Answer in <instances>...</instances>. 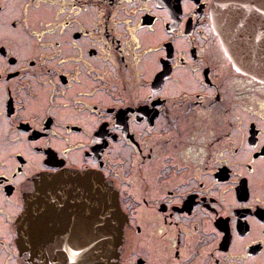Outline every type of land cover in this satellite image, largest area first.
Listing matches in <instances>:
<instances>
[{"label":"flooded vegetation","instance_id":"flooded-vegetation-1","mask_svg":"<svg viewBox=\"0 0 264 264\" xmlns=\"http://www.w3.org/2000/svg\"><path fill=\"white\" fill-rule=\"evenodd\" d=\"M213 1L0 0V264H35L14 223L64 169L116 190L115 263L147 264L153 222L133 185L151 160L177 264H264V83L232 68ZM68 109L90 120L56 114Z\"/></svg>","mask_w":264,"mask_h":264},{"label":"water","instance_id":"water-1","mask_svg":"<svg viewBox=\"0 0 264 264\" xmlns=\"http://www.w3.org/2000/svg\"><path fill=\"white\" fill-rule=\"evenodd\" d=\"M211 27L239 73L264 83V0H215ZM15 220L19 255L35 264H116L125 216L95 171L43 175Z\"/></svg>","mask_w":264,"mask_h":264},{"label":"rangeland","instance_id":"rangeland-1","mask_svg":"<svg viewBox=\"0 0 264 264\" xmlns=\"http://www.w3.org/2000/svg\"><path fill=\"white\" fill-rule=\"evenodd\" d=\"M175 92H177L174 89ZM56 114L59 117H62L63 119L67 120H78L81 119L86 123V119L90 120V117H86L84 114H76L74 112H70L68 110H61L60 112H56ZM93 123V122H92ZM1 149L7 150L9 149V145L7 144H2L0 146ZM2 151V150H1ZM7 154L6 153H0V157H3ZM154 160L150 161V166L148 167L147 171L145 174H143V170H139V174H134V185L133 188L137 192V194L149 201V207L147 210H150L149 212H144L141 211V223L143 225H152L149 226L148 233L146 232L145 235H142L143 237L141 238L142 243V251L144 256L146 257L147 264H177V261L174 259L173 256V247H171V241H172V233L169 232L170 234L167 235V239L165 240L167 243L166 245L164 244V233L161 235V228L163 226V219L162 216L158 213L157 211V205H156V199L157 195L151 194V188H149L147 185L144 184L145 180H152V175H150V172H153L154 167ZM143 174V175H142ZM161 217V218H160ZM161 225V226H160ZM124 226V225H123ZM5 229V227H3ZM3 229V230H4ZM1 231V230H0ZM17 248V247H16Z\"/></svg>","mask_w":264,"mask_h":264}]
</instances>
